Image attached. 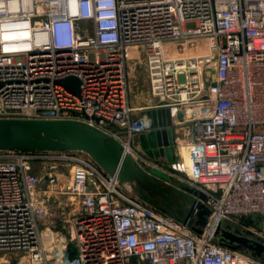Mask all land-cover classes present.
Wrapping results in <instances>:
<instances>
[{"label":"built area","instance_id":"built-area-1","mask_svg":"<svg viewBox=\"0 0 264 264\" xmlns=\"http://www.w3.org/2000/svg\"><path fill=\"white\" fill-rule=\"evenodd\" d=\"M142 58L152 105L136 116L129 62ZM70 77L80 95L59 83ZM158 109L193 128L175 138L181 170L141 150ZM0 119L109 135L212 212L198 235L83 152L0 151V264H264L214 236L223 223L264 241V0H0Z\"/></svg>","mask_w":264,"mask_h":264},{"label":"water","instance_id":"water-1","mask_svg":"<svg viewBox=\"0 0 264 264\" xmlns=\"http://www.w3.org/2000/svg\"><path fill=\"white\" fill-rule=\"evenodd\" d=\"M59 83L75 95H80L79 79L70 77ZM148 115L153 118L155 129L139 136L141 150L152 160L165 161L170 168L181 170V166L176 163L178 157L173 136L176 111L158 109L150 111ZM162 117L166 120L163 121ZM0 151H81L89 154L105 173L116 176L120 183H139L144 186L149 182L160 187L161 180L170 182L172 179L158 169H143L132 156L123 152L122 145L113 137L74 121L0 119ZM187 191L193 195V202L184 222L193 232L203 235L210 226L212 212L204 204V194ZM179 214L183 217L181 210ZM214 236L222 246L264 261V241L252 233L222 223Z\"/></svg>","mask_w":264,"mask_h":264},{"label":"rangeland","instance_id":"rangeland-1","mask_svg":"<svg viewBox=\"0 0 264 264\" xmlns=\"http://www.w3.org/2000/svg\"><path fill=\"white\" fill-rule=\"evenodd\" d=\"M172 54L176 57H181L183 54L179 51H174ZM138 57V55H134ZM129 88H130V103L131 106L137 110L136 116H142L145 112H148V107L152 105V97L150 95V87L147 78L146 68L142 60L132 59L129 62ZM142 109H145L142 111ZM179 123L176 124L174 130H179L181 136L180 142L183 143L188 138L189 134L194 133L189 127H192L188 122L184 120V116L179 117ZM177 127V128H176ZM81 152V151H80ZM87 157L94 159L87 153L83 152ZM95 162V161H94ZM38 169L39 164H36ZM38 171V170H37ZM38 173V172H37ZM63 173L68 175L67 168H63ZM183 176V173L178 174ZM179 176V177H180ZM116 177V176H115ZM66 179V178H65ZM123 189L127 190L130 194L136 195L152 207L159 211L174 217L176 219L184 220L188 210L193 202V195L186 189V185L182 183L180 179L172 178L170 182L161 180V186H153L147 182L144 186L139 183H121ZM179 210L183 212V217L180 216ZM62 217L61 212H56L55 218ZM62 223H56L54 231L62 229ZM10 256H3L0 254V263H4L5 260H9ZM15 258V257H13Z\"/></svg>","mask_w":264,"mask_h":264},{"label":"bare ground","instance_id":"bare-ground-1","mask_svg":"<svg viewBox=\"0 0 264 264\" xmlns=\"http://www.w3.org/2000/svg\"><path fill=\"white\" fill-rule=\"evenodd\" d=\"M205 53H206V46L204 44H201V49L199 51V54L203 55ZM193 54L194 53H191V55H193ZM173 57H176V55L173 54ZM179 143H181V142L179 141ZM184 155L186 157L187 164L189 165L190 164V161L188 160V157H187L186 153H184ZM45 238H46V242L50 241V237L48 235Z\"/></svg>","mask_w":264,"mask_h":264},{"label":"crops","instance_id":"crops-1","mask_svg":"<svg viewBox=\"0 0 264 264\" xmlns=\"http://www.w3.org/2000/svg\"><path fill=\"white\" fill-rule=\"evenodd\" d=\"M175 125V124H174ZM175 128V126H174ZM177 128V127H176ZM173 136H174V139L177 137L179 140H181V136L179 135V130H174V133H173ZM186 140V139H185Z\"/></svg>","mask_w":264,"mask_h":264}]
</instances>
